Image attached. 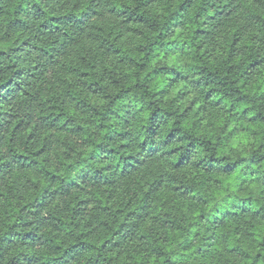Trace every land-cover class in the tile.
I'll return each instance as SVG.
<instances>
[{
	"label": "clouds",
	"instance_id": "clouds-1",
	"mask_svg": "<svg viewBox=\"0 0 264 264\" xmlns=\"http://www.w3.org/2000/svg\"><path fill=\"white\" fill-rule=\"evenodd\" d=\"M0 264H264V0H0Z\"/></svg>",
	"mask_w": 264,
	"mask_h": 264
}]
</instances>
